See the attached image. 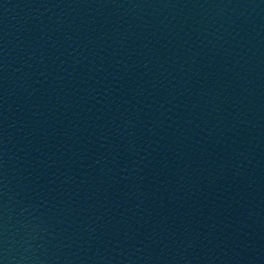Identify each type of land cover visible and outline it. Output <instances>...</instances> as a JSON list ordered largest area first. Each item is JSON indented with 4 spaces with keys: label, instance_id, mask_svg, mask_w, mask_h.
<instances>
[{
    "label": "water",
    "instance_id": "95a60500",
    "mask_svg": "<svg viewBox=\"0 0 264 264\" xmlns=\"http://www.w3.org/2000/svg\"><path fill=\"white\" fill-rule=\"evenodd\" d=\"M0 264H264V0H0Z\"/></svg>",
    "mask_w": 264,
    "mask_h": 264
}]
</instances>
